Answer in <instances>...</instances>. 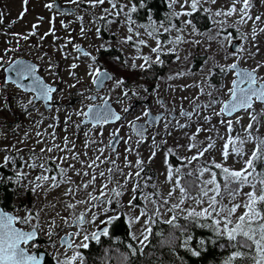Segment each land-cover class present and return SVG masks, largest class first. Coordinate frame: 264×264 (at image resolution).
I'll list each match as a JSON object with an SVG mask.
<instances>
[{
    "label": "rangeland",
    "instance_id": "rangeland-1",
    "mask_svg": "<svg viewBox=\"0 0 264 264\" xmlns=\"http://www.w3.org/2000/svg\"><path fill=\"white\" fill-rule=\"evenodd\" d=\"M55 1L78 8V13L76 15L61 14L54 7L52 9L45 7L48 3H52L54 6ZM136 1L139 2L140 0H117L119 4L124 6V12L118 17L115 15L108 17V19L115 22L107 24L105 21L99 20V17L105 14L103 11L105 7L111 10V5L107 3L104 6L93 8L89 6L86 0H80L79 4L72 3V0H28L27 4L24 3V0H0V13L3 14V23H0V55L4 54L5 49H15V51L8 53L5 57L6 60L14 61L21 57L28 58L39 66L40 73L49 83L58 85L52 107L47 110L42 102L34 101L33 94L17 89L14 84H5L6 73L0 68V105L8 109L5 112H0V165L4 163V155L13 157L14 163L10 162L6 165L14 174L13 177H15L17 170L26 173L29 181L35 180V177L41 174L40 169L32 170L25 164V161L32 162L29 160L30 149L35 148L39 151V146L35 143L37 139H45L49 144L52 142L50 136L37 137V132L48 133L55 131L57 134L56 143L61 145H63V137L67 136L75 142V151L82 154L81 160L90 163V158L94 159L99 155V149L101 148L104 149L105 156L115 157V154H111L112 150L108 145L113 140L111 133L119 128L120 134L125 140L131 137L129 144H125L122 140L117 150L120 155L115 157L116 164L120 167H123L125 155H128V158L132 161L136 159L134 152L130 154L125 152L126 147H134L140 152L142 158L147 159L153 149L152 137H156V143L160 147L157 149V156L153 163L147 167L155 174L153 184L157 186L164 198H168L167 193L172 185L166 181L164 156L169 148L174 150L175 155L173 156L175 158H190L195 154L196 149L191 152L188 151V137L195 132L197 126H201L206 130L197 137L196 143L200 147L208 143L205 139L206 136L213 137L216 147L206 153L199 163L193 162V165H189L187 168L182 167L181 171L186 173L190 169L203 165L205 158L208 161L215 159L216 162H222L221 149L225 141L220 139V137L224 136L226 138L227 132L226 126L220 123L221 119L233 120V136L237 134L245 135L244 128L250 122V119L244 111L233 118L217 116L215 113L219 112L223 103L230 98L229 89L232 87L235 74L228 70V66L232 63H241L243 68L251 70L257 64H264V32H260V29L264 28V0H251L249 13L253 17L261 16V21H248L244 24L238 23L240 20L239 13H235L231 17L215 16L216 11H227L234 0H216L215 4L211 0H200L196 11H193L190 7L191 0H187V2L178 0L175 5L171 3V0H166L170 18L162 22L148 18L144 23H140L134 17L136 10V12L131 13L132 19L135 21V24L131 25L134 32L129 33V22L125 13L132 6L137 9ZM236 4L238 8L243 7L242 0H236ZM198 11L207 16L209 28L206 30L201 28L202 16L200 19L195 20L192 16L184 15L186 12L196 14ZM21 14H23L22 18ZM80 17H83V20ZM94 20L96 21L95 23H93ZM34 24L39 27L33 29L32 25ZM81 25L86 29H90L86 33V38L81 35ZM97 27L107 28L105 37L101 36L102 39L95 34ZM165 27L170 30L165 32ZM50 29L54 30L55 35H48L44 39H40ZM253 29L256 30L255 40H253ZM31 31H35L37 35L34 37L29 36L27 40L20 38L28 36ZM135 33H139V36H136ZM128 35H132L133 40L124 43L123 41ZM177 36L182 38L181 42H175ZM192 37L197 40L193 42ZM141 40L145 44H139L138 42ZM157 41L160 43L162 53L160 59L163 64H153L148 71L131 68L130 65L133 62L137 65L143 63L142 59H140L142 56H149L152 60H155L156 53L152 52V49L158 46ZM234 42L238 45V51L235 53L231 50ZM101 43L105 44L107 51L96 50ZM76 45L85 48L96 56L97 64L93 65V67H99L100 70H108L112 74L114 79L109 81L102 90H96L95 85L92 83V77L88 74L91 71L89 65L92 64V61L81 52H77L75 50ZM137 47L139 51H137ZM257 47L260 51L255 56L250 55V53L256 52ZM199 54L204 55V57L201 58L202 63L200 64L202 66L196 73L192 70V68L195 69L193 65H197L196 60H193V58ZM125 60L128 62L127 65L123 63ZM73 63L77 64L78 67L72 69L71 65ZM51 65H56V67H51ZM217 68L220 73L221 68H224L225 76L221 78L218 85L214 86L210 82V77L216 74ZM158 69L160 72L162 70L164 74L158 76L160 74ZM181 73L182 75H180ZM258 75L264 76V68L259 70ZM169 77L173 78L169 79ZM115 79H123L125 84L121 88H116ZM71 85H75V87H71ZM144 88L148 89L147 93ZM125 89L130 90L129 97L123 95ZM132 91H135L138 95H132ZM90 96H95L96 99H88ZM30 99H33V104L31 105L28 104ZM104 100H110L116 110L127 116L120 123L106 124L103 127L97 126L93 128L92 124L82 123L86 117L77 113L86 112L92 105H102ZM135 103L137 104L135 105ZM193 105H199L200 107L195 109ZM205 105H209V107L205 108ZM24 106H27L31 115L25 113ZM131 106H133V109L130 111L129 107ZM125 108L128 109L127 112L124 111ZM183 109L188 110L192 114L191 120L180 115ZM149 110L154 113L162 111L166 115L159 126L149 127L146 139L137 148L136 141L140 139L133 133L130 125L136 120H146L147 116H144L143 113ZM250 111L259 114L258 119L264 121V105L255 103L254 108ZM171 113H176L177 118L171 120ZM69 116L71 119L65 125V120ZM204 116H211V124L203 120ZM54 117L58 118V120L54 121ZM137 117L140 119H137ZM237 117H239L238 123L236 122ZM40 121L42 123H39ZM177 121L187 124L189 127L180 129L176 127ZM54 122L57 125L55 129H49L47 126ZM77 124L80 125L78 129L75 127ZM165 124L168 125L167 130L165 129ZM66 127L67 131L64 130ZM257 127H260V125H257ZM207 129H211V131H207ZM101 132L103 135L99 134ZM169 132L171 135L168 134ZM86 133L87 135H85ZM92 140L96 142L91 143ZM164 141H167V143H164ZM86 143L88 147H85ZM13 145H15V148L12 147ZM251 147V142L246 144L245 151L248 152ZM4 149H7V151H4ZM16 149H20V152H17ZM84 153L86 155H83ZM48 155L58 157L61 153L56 152ZM103 158L101 157V159ZM72 163L75 164V169L81 172L92 171L86 166L81 167V164L76 161H72ZM242 165L243 160L235 155H232L225 164V166L235 169H239ZM48 166L53 171L45 173L46 175L56 176L57 181L66 179V177L60 176L55 163L50 161ZM60 166L66 167L65 164ZM108 167H113V165L101 164L96 169V172H106ZM128 170L125 169V171ZM68 175L72 178L73 183H62L56 189H50L48 184H45L43 189H38L36 194L26 191L24 188L18 189L21 194L15 200L13 212L17 216H23L28 210L33 213L40 212L38 221L39 233L41 238L45 240L44 248L49 256L56 261L58 258L61 261L71 260V264H87L81 254L82 247H77V245L87 243L83 240L84 235L95 233L97 228L105 224L103 221H106L109 216L116 213H106L103 208L93 207L92 204L95 202L78 203V201L89 200L88 192H93V195H99V186L105 182L103 178L98 177L95 185L96 190L93 191V186L88 189H83L82 187V184L89 177L77 176L72 169H69ZM205 175L207 176V174ZM148 178V176H145L147 182L149 181ZM15 179L16 177L12 180L15 181ZM117 179H120L121 182L123 180L121 177H117ZM143 182L141 181L142 184ZM22 183L27 185V188L34 186L27 184V181H22ZM78 185L81 187L77 188ZM69 187L73 188L74 192L73 194L65 195ZM143 190L144 192L152 191L150 188H144ZM248 190L250 189L247 187L244 189V191ZM179 195L177 190L171 198H168L169 204L161 207V216L157 217L158 219L163 221L172 215V213L167 212V208L173 203L179 202ZM129 198L126 193L120 199L126 205ZM153 199L158 198L154 196ZM237 202H239V199ZM69 203L75 204L76 207L67 208L66 205ZM141 203L144 206L143 200H141ZM204 206L206 204L197 205L192 199H186L185 203L181 205V208L185 211L180 212L177 210V216L184 219L188 210L199 211ZM111 207H115V204ZM89 209L91 211H88ZM148 209L152 211L153 205L148 204ZM118 211L123 213L126 209H118ZM138 212L139 209H136L132 214H138ZM239 212L240 210L238 209ZM81 213L86 214L84 224L74 226L73 220L77 219ZM93 213L97 217L94 222L92 221ZM125 219L127 221L126 217ZM143 219L141 218L142 221ZM53 220L56 227L51 229L54 235L50 240L47 233ZM65 220L68 222L64 223ZM20 226L31 229L30 225ZM140 228L141 224L133 225L130 228V232L139 236L138 229ZM70 232L74 233V239L73 247L69 249L61 244V236ZM77 233L79 235H76ZM166 241L167 239H164L163 244H168ZM136 243L138 247H141L138 241ZM38 244L40 247L41 242H38ZM35 248L37 247H32L31 250ZM76 253H79V257L72 260ZM80 257L83 258L82 261ZM103 257L106 258L103 264H111L112 260L116 261L115 264H125V256L121 253L118 254L116 251L109 253L106 250L105 254H102L99 259L102 260Z\"/></svg>",
    "mask_w": 264,
    "mask_h": 264
},
{
    "label": "snow or ice",
    "instance_id": "snow-or-ice-1",
    "mask_svg": "<svg viewBox=\"0 0 264 264\" xmlns=\"http://www.w3.org/2000/svg\"><path fill=\"white\" fill-rule=\"evenodd\" d=\"M90 7L96 8L104 6L106 3L111 5V10L105 7L103 9L104 15L99 17L100 21H105L107 24H112L115 21L108 19L110 16H120L124 12V6L119 4L117 0H86ZM187 2V0H185ZM213 4L216 3V0H211ZM24 3L27 4L28 0H24ZM72 3L79 4L80 0H72ZM171 3L175 5L178 3V0H171ZM243 7L238 8L236 0H234L232 6L227 11H216L215 16H226L231 17L235 13L240 14V20L238 23L244 24L248 21H261V16L253 17L250 15L251 0H242ZM200 4V0H191L190 7L193 11H196ZM183 6V5H181ZM46 8L52 9L53 4L48 3L45 5ZM136 7L132 6L130 10L125 13L126 19L129 22L128 32L133 33L134 29L131 26L135 24V21L132 19L131 13L136 12ZM191 12H186L184 15H191ZM179 15V14H177ZM3 14L0 13V23H3L2 20ZM23 14H21V18ZM42 19V18H41ZM83 20V17H80ZM96 21L94 20L93 23ZM39 26L34 24L32 25L33 29L38 28ZM163 27V25H161ZM173 27H175L173 25ZM170 29L165 27L164 31L167 32ZM90 29H86L81 25L80 32L82 36H85ZM255 29H253V40H255ZM102 29L97 27L95 29V34L98 38H101ZM260 32H264V28L260 29ZM18 35V34H16ZM35 31L29 32L28 36H22L21 39L27 40L29 36H36ZM48 35H55L54 30L44 33L40 39ZM136 36H139V33H135ZM151 35V33H149ZM133 40L132 35H128L124 43ZM182 38L180 36L176 37L175 42H181ZM71 43V41H69ZM139 44H145L143 40L138 42ZM158 46L152 49V52L156 53L155 60H152L149 56H142L143 63L137 65L133 62L130 66L133 69L139 68L143 71H148L151 69L153 64H163L161 57V47L159 41H157ZM77 52H81L79 45L75 46ZM97 51L104 50L107 51V48L104 43H101L96 49ZM243 50V49H242ZM15 51V49H5L4 54L0 55V68L3 69L6 73H14L15 79H12L9 76L4 80L5 84L11 82L16 86L17 89H21L24 92H35L37 95L34 99H43L45 101H51L53 99V93L57 92V88L50 86L44 83L39 76H37L38 68L32 63H28L23 59H18L15 61L6 60L5 57L9 52ZM137 51L139 48L137 47ZM260 49L257 47L255 53H250V55L255 56ZM85 57H88L92 64L89 65L91 71L88 73L92 77V83L97 87H102L105 80H113L108 72H101L99 67H93L97 64L96 56L92 55L90 52L82 53ZM118 59V58H117ZM179 59V57H177ZM127 65V60L123 62ZM7 65V66H5ZM51 67H56V65H51ZM78 65L73 63L71 65L72 69L77 68ZM261 68H264V64H257L251 70H246L238 67L237 63H232L228 66V70H235L236 79L232 81V87L229 89L230 100L223 104L219 112H216L215 115L221 117H231L233 113H236L240 110H243L245 114L249 116L250 122L244 128V136L237 134L233 136L234 132L233 120L221 119L220 123L226 126L227 137L221 136L220 139L225 142L222 145L221 156L223 158L222 162H216L215 159L208 161L205 158V163L198 168L190 169L186 173L181 171V167L187 168L189 165H193V162L199 163L202 157H205L206 153H209L210 150L216 147V142L212 136H206L205 139L208 143L200 147L196 141L198 135L206 131L201 126H197L195 132L189 135V143L187 145L188 151L191 152L193 149H196L194 155L190 158L188 157H177L181 162V167H173V164L170 163L169 157L175 155L173 149L169 148L167 153L164 156V164L166 166V181L172 185L170 190L167 193V197L171 198L176 191H179V202L173 203L170 207L167 208V212L172 213V215L163 220V223H166L171 226L172 229H179L181 236L188 230L187 225L181 226L176 223L178 216L177 210L180 212L185 211L181 208V205L185 203L186 199H192L193 202L197 205H205L201 207L199 211L188 210L187 215L184 216L185 220H189L193 223H198L201 228H209L212 233H214L216 239L212 240L211 243L216 244L217 240L223 238L226 239L227 244H221L220 247L230 246L233 249H236L232 252L231 256L224 261V264H234L238 258H243L247 253L241 251V249H252L255 250V256L251 259L254 264H264V121L258 119L256 113L251 112L253 105L256 102H259L261 105H264V76H259L258 72ZM221 71H225L224 68H221ZM73 75H75L73 73ZM182 75V73L180 74ZM173 77H169L172 79ZM23 81H30V83H23ZM77 82H79L77 80ZM116 88H121L125 81L123 79H115L114 81ZM75 87V85H71ZM128 89L123 91L125 97H129ZM144 91L147 93L148 89L144 88ZM82 95V93H81ZM132 95H138L135 91H132ZM90 100H95V96L88 97ZM7 103V101H5ZM28 104H33V99L28 101ZM199 105L196 106L199 109ZM205 108L209 105H205ZM8 109L4 108L3 105H0V112H5ZM24 111L27 115H31L28 112L27 106H24ZM125 112L128 111L127 108L124 109ZM78 115H83L92 122L93 128L97 126L103 127L104 125L121 121L123 118L121 115L114 112L111 107L108 105V101L104 100L103 107H89L86 112H79ZM144 116L153 119L149 112L145 111ZM181 116L187 117L189 120L192 119V114L186 111L181 110ZM68 119L65 120V125L68 124ZM137 119H140L137 117ZM154 119H159L156 117ZM211 116H204L203 120L211 124ZM58 118L54 117V121H57ZM236 122H239V117L236 118ZM39 123H42L40 121ZM83 123V122H82ZM260 125V127H257ZM56 123H51L47 127L49 129H55ZM140 136V140L136 141V147L138 148L140 143H143V132L139 125L132 122L130 125ZM77 129L80 127L79 124L75 126ZM168 125L165 124V129L167 130ZM176 127L184 129L189 127L187 124L176 122ZM215 127V126H213ZM67 131V127L64 129ZM211 131V129H207ZM103 135V133H99ZM171 135V133H168ZM37 137L44 135L50 136L52 138L51 144L48 143L45 139H37L35 143L39 146V151L35 148L30 149L29 160L32 162L29 163L25 161V164L28 168L32 170L40 169L41 174L35 177V180H27V174L19 170L15 173L14 183L17 185V188H24L26 191H30L33 194L37 193L38 189H43L45 184H48L50 189H56L60 187V184L67 183L72 184V178L68 175L69 169L75 171L77 176L89 177V179L82 184L83 189H88L90 186H93V191L96 190L95 185L98 177L103 178L105 181L99 186V195H93V192H88V201H78V203H92L93 207L103 208L104 211L116 213L108 217L103 223L107 225H114L115 222L121 219V215H124L127 218L128 227L131 228L133 225L141 224V228L138 229L139 236L136 233H131V239L133 241H138L141 246L139 251L143 254V249L148 246L149 237L152 235V225L156 223V218L161 216V207L169 204V199L164 198L159 192L155 184H149L145 179L146 168L148 165L152 164L154 159L157 156V149L160 147L156 143V137H152L153 149L150 152V155L147 159L141 157L139 151L134 147L128 146L125 148L126 153H135L136 159L134 161L128 158V155L124 156L123 167H120L116 164V158L120 155L117 152L115 144L124 141L125 144H129L131 137L127 140L120 135L119 128L115 129L111 136L113 142H111L108 147L111 148L113 156H105L104 149H99V155L94 159L90 158L91 162L86 163L81 160V153L75 151V142L70 140L67 136L63 137V145L56 143L57 134L55 131L42 133L37 132ZM87 135V133L85 134ZM95 140H92L91 143H95ZM252 143V147L248 152L245 151V145ZM167 143V141H164ZM202 143V142H201ZM15 148V145L12 146ZM85 147H88V144H85ZM7 151V149H4ZM17 152H20V149H16ZM61 153L60 156L54 157L49 156L50 153ZM83 155H86L84 153ZM235 155L236 157L243 160V165L239 169L230 168L225 166L229 158ZM101 157H104L101 159ZM3 165L4 167L10 162L14 163V158L9 155L3 156ZM38 161V162H37ZM55 163L56 169L58 170L61 177H66V179H61L57 181L56 176H49L45 173L53 171L51 167L48 166L49 162ZM72 161H76L81 164V167H87L92 171H83L75 169V164ZM99 161V163H97ZM61 164H65L66 167H61ZM101 164H111L113 167H108L107 171L96 172V169L100 167ZM125 169H129L125 171ZM219 170V172L215 170ZM142 174H144L142 176ZM207 174V176L205 175ZM184 176L194 177L192 180L183 179ZM117 177L123 178L122 182ZM9 180L12 178L9 177ZM150 179V177L148 178ZM22 181H27V184L34 185L31 188H27V185L23 184ZM39 181V183H37ZM141 181H144L143 184ZM3 182V178H0V183ZM81 187L80 185L77 188ZM250 190L244 191L245 188ZM144 188H151L152 191L144 192ZM74 189L69 187L65 192V195L73 194ZM129 195L127 204L124 205L121 201V197L125 194ZM16 195H20L18 190ZM158 199H153V197ZM140 199L144 201V206L141 207L136 201ZM239 199V202L237 200ZM115 204V207H111ZM148 204L153 205L152 211H149ZM107 206V207H105ZM67 208H75L76 205L69 203L66 205ZM118 209H126L123 213L118 211ZM139 209L138 214H132ZM238 209L240 212L238 213ZM88 211H91L89 209ZM59 215V213H57ZM85 213H81L77 218V223L82 224L85 222ZM96 214L93 213L92 221L96 220ZM141 218H144L143 221ZM40 212L33 213L31 210H28L23 216H17L9 212L0 209V264H41L43 256L39 254H33L31 251L32 247H39L38 238H39V224ZM201 221H205L201 223ZM210 221V223H207ZM68 221L65 220L64 223ZM19 225H30L31 230H24L19 227ZM55 221L53 220L49 225V232L47 235L50 240L54 233L51 229L55 228ZM109 234L108 229L105 228L102 233H92L91 238L99 240L100 235L107 236ZM76 235H79L78 233ZM180 237L176 236L174 233H169L167 238V243L171 245ZM84 241L89 240L88 235H84ZM192 241V236H186L182 241V247L186 248L192 256L199 257L201 251L193 247H190V242ZM64 243L68 247H72V244L68 242L67 239L64 240ZM206 241L201 239L199 245L203 247ZM54 246V245H53ZM77 247L87 248L88 244L83 243L77 245ZM128 248L131 250V255L135 256L137 254V249L133 247L132 244L128 245ZM79 253H76L72 260L77 259ZM82 261V257H80ZM127 260V257H125ZM56 264H71V260L61 261L57 258Z\"/></svg>",
    "mask_w": 264,
    "mask_h": 264
},
{
    "label": "trees",
    "instance_id": "trees-1",
    "mask_svg": "<svg viewBox=\"0 0 264 264\" xmlns=\"http://www.w3.org/2000/svg\"><path fill=\"white\" fill-rule=\"evenodd\" d=\"M142 1H136L137 11H140V3ZM144 4L145 9L143 12H154V18L156 20L162 22L170 18L169 9L167 8V2L165 0H144ZM201 16L203 17L201 28L206 30L209 28V25L205 14L202 15L198 11L193 18L197 20ZM137 17L138 15L135 14V19ZM144 18L145 16H143ZM215 72L216 74L210 78L211 84H214V86L218 85V82L225 75L224 71L222 74H219L218 69ZM159 76L161 75L159 74ZM169 161L173 164V167H181V162L173 155L169 157ZM146 174V176L150 177L148 183L153 184L155 180L154 172L150 168H147ZM13 176L14 174L6 166L0 167V178H3V182L0 183V204L5 210L9 211H13L15 208V200L18 196L15 194L18 188L12 180L15 178ZM9 177L12 179L9 180ZM183 179L192 180L194 177L184 176ZM136 203L143 207L140 199ZM156 221L152 225V235L149 237L148 246L143 249V254L140 253V247H138L136 241L131 239L130 228L124 215H121V219L115 222L114 225H110L107 236L103 235L99 241L91 242L87 248H82L81 254L87 264H103L106 258L103 257L102 260L99 258L102 254H105L106 250L109 253L116 251L118 254H123L127 257V260L124 257L125 264H224V261L236 250L230 246L220 247L221 244H227L226 239L223 238L217 240L216 244L211 243L212 240L216 239L214 233L209 228H201L198 223H193L191 218L189 220L178 218L176 221L182 227L187 225L188 230L183 236H181L179 229H172L170 225L163 223L158 218H156ZM204 222L201 221V223ZM207 223H210V221H207ZM170 232L180 237V239H177L171 245L163 244L164 239L168 238ZM188 235L192 236V241L189 246L201 251L199 257L192 256L186 248L181 246L183 239ZM201 239L206 241L203 247L199 245ZM129 244H132L137 249L135 256L131 255V250L128 248ZM241 251L247 253V255L243 258H238L234 264H254L251 259L256 254L254 248L241 249ZM115 263L116 261H111V264ZM44 264H56V260L48 255Z\"/></svg>",
    "mask_w": 264,
    "mask_h": 264
},
{
    "label": "water",
    "instance_id": "water-1",
    "mask_svg": "<svg viewBox=\"0 0 264 264\" xmlns=\"http://www.w3.org/2000/svg\"><path fill=\"white\" fill-rule=\"evenodd\" d=\"M54 8H55L57 11H60V12H62V13L76 14V13L78 12V9L75 8L74 6H71V5H62L59 1H55V2H54ZM81 51H82V52H86V50H85L84 48H81ZM237 51H238V45H237V44H234V45L232 46V52L234 53V52H237ZM18 59H23V60H25L26 62H28V63H32V64H34V65L37 66V64H36L35 62H33V61H31V60H29V59H27V58H18ZM18 59H16V60H18ZM14 61H15V60H14ZM238 67H239V68H242V66H241L240 64H238ZM37 68H38V66H37ZM242 69H246V68H242ZM246 70H248V69H246ZM231 71H233V72L235 73V70H231ZM36 74H37V76H39V77L41 78V80L44 81V83H46V84H48V85H50V86L56 87V86H54V85L49 84V83L44 79V77H43L38 71H37ZM109 74H110V73H109ZM9 76H11L12 79H15V74H14V73H6V79H7ZM236 78H237V77L235 76V79H236ZM108 81H110V80H105V81H104V84H103L102 87H97V86H96V88H97L98 90L102 89V88L108 83ZM9 83H11V82H9ZM23 83H30V81H23ZM31 93L35 94V96L37 95V93H35V92H31ZM53 94H54V93H53ZM53 94H52V95H53ZM34 100H35V101H42V102L44 103L46 109H50V108L52 107L51 102H52L53 99H52L51 101H45V100H43V99H34ZM229 100H230V99H229ZM107 101H108V105L111 107V109H112L114 112H116L117 114L121 115V117H122V114H121L119 111L116 110V108L113 106L112 102H111L110 100H107ZM226 102H228V101H226ZM226 102H225V103H226ZM256 103H259V102H256ZM103 105H104V103H103ZM103 105H92V106H90V107L98 108V107H103ZM185 111H186V110H185ZM186 112H187V111H186ZM240 112H242V110H240V111H238V112H236V113H233L232 116H234L235 114L240 113ZM150 115H151V117H152L153 119L148 118V120H147L146 122H141V121H136V122H135V124L139 125L140 128L142 129V132H143V139L146 137V134H147V130H148V129H147V124L150 123V125H151L152 127L157 126V125L159 124V122H160L162 116H163L162 113H160V114H158V115H154L153 113H150ZM156 117H159V119H154V118H156ZM171 118H174V115H171ZM116 122H119V121L110 122V123H116ZM83 123H84V124H88V123H92V122H91L88 118H85L84 121H83ZM132 130H133L134 133L140 138V136L137 134V132H136L133 128H132ZM112 142H113V141H112ZM118 144H119V143H118ZM118 144H115L116 150H117ZM0 209H3V207L0 206ZM3 210H4V209H3ZM4 211H5V210H4ZM6 212H9V211H6ZM9 213H11V212H9ZM11 214H13V213H11ZM85 217H86V216H85ZM82 224H83V223H82ZM74 225H79V224L77 223V220L74 221ZM105 228H108V227L106 226V227L102 228L101 230H99L98 234H100ZM24 230H25V229H24ZM26 231H27V230H26ZM72 237H73V234H70V235H64L63 238H62V244H64L65 246L68 247V245L64 243V240L67 239L68 242H69L70 244H72V242H71ZM68 248H70V247H68ZM33 254H39V255L43 256V260H42L41 264H44V263H45V260H46V257H47V253H46L45 251H40L39 253H36V252H35V253H33Z\"/></svg>",
    "mask_w": 264,
    "mask_h": 264
},
{
    "label": "flooded vegetation",
    "instance_id": "flooded-vegetation-1",
    "mask_svg": "<svg viewBox=\"0 0 264 264\" xmlns=\"http://www.w3.org/2000/svg\"><path fill=\"white\" fill-rule=\"evenodd\" d=\"M145 9V4H144V0L140 3V11H137V13H136V15H138V17L136 18L137 19V21L138 22H140V23H144L145 22V20L146 19H148V18H152L154 21H157V22H159L160 20H156L155 18H154V15H155V13L154 12H151V11H147V13H148V15H146L147 13H146V11H145V13L143 12V10ZM202 13V12H201ZM165 14H167V13H165ZM197 14V13H196ZM196 14H191L190 16H192V17H194V16H196ZM202 15H203V13H202ZM143 16H145V18L143 19ZM101 29H102V32H101V36L103 35L104 37H105V35H106V32H107V28L106 27H100ZM152 29H155V28H152ZM191 39H193V37L191 38ZM197 39H193V42H195ZM81 48V47H80ZM86 52H88L87 50H86ZM81 53H82V51H81ZM113 53V52H112ZM204 57V55H201V54H199V55H197L196 57H194L193 58V60H196V64L197 65H193L194 66V68L195 69H193L192 68V70H194V72H196V73H198V70H199V68H200V66H202V64H200V63H202V60H201V58H203ZM101 72H108V73H110L108 70H105V69H102V70H100ZM158 72H160V70L158 69ZM111 74V73H110ZM164 73L163 72H161L160 73V75H163ZM112 75V74H111ZM159 76V75H158ZM57 87H58V85H56ZM95 88H96V85H95ZM97 90V89H96ZM196 106L197 105H193V107L195 108V109H197L196 108ZM130 108V111L133 109V107H129ZM149 111H151V110H149ZM148 111V112H149ZM160 112V111H159ZM172 114V113H171ZM165 115H166V113H165ZM127 115H124L123 116V119L126 117ZM176 118H177V116H176ZM137 121V120H136ZM111 154H114V153H112L111 152ZM105 225H107V224H102L99 228H97L96 229V231H95V233H98V231H99V229L101 228V227H104ZM109 227H110V225H109ZM108 232H109V229H108ZM70 234V233H69ZM63 236V235H62ZM103 235H100V237H99V239L102 237ZM94 241H96L95 239H89L88 241H86L87 242V244L89 245L91 242H94ZM38 242H41V246L40 247H38V248H35L36 250H38V251H41V250H45V240L44 239H42L41 237H40V239L38 240Z\"/></svg>",
    "mask_w": 264,
    "mask_h": 264
}]
</instances>
